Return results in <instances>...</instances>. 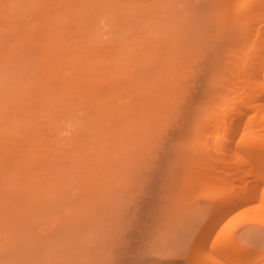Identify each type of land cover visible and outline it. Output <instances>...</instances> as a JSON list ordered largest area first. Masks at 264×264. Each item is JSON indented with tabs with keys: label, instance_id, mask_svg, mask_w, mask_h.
<instances>
[{
	"label": "rangeland",
	"instance_id": "obj_1",
	"mask_svg": "<svg viewBox=\"0 0 264 264\" xmlns=\"http://www.w3.org/2000/svg\"><path fill=\"white\" fill-rule=\"evenodd\" d=\"M95 1L0 0V264H185L217 202L205 184L217 176L202 184L195 170H214L211 152L184 162L173 154L206 149L209 133L197 131L212 110L205 101L235 71L247 34L228 14L234 0L228 12L220 0H110L101 10ZM253 13L246 22L264 30ZM39 82L55 96L71 86L79 99L44 100ZM245 216L231 210L210 242L236 227V239L264 251V233Z\"/></svg>",
	"mask_w": 264,
	"mask_h": 264
},
{
	"label": "bare ground",
	"instance_id": "obj_2",
	"mask_svg": "<svg viewBox=\"0 0 264 264\" xmlns=\"http://www.w3.org/2000/svg\"><path fill=\"white\" fill-rule=\"evenodd\" d=\"M92 1H94V0H92ZM96 1H98V0H96ZM225 1H228V0H220V2H219V0H217V2L221 3L223 10L225 9V7H227L229 5L228 3H230L229 1L228 2H225ZM99 2H97V4H96V6L99 5L98 9H100V8L106 9V8H110L112 6V1H110V0H107V1L106 0H101V1L99 0ZM233 2L228 7L233 8V12H235L236 16H235V14H233V15L230 14L232 11L231 8L228 9L229 12L227 11V9H225V10L228 12L229 15H231L232 20L235 19V20H233V21H235L234 23L231 21L232 24H237V22L239 21L238 24L241 23V24H239V26L242 25V29L243 30L246 29L247 32L245 31V33L249 34V36L246 34V36L243 37L245 39H242L244 42L241 40V42L239 41L240 43L238 42L239 44L237 43L238 45H237L236 50L234 52L235 55L233 53V56L235 58L234 61L237 58L239 60L237 59L238 61L237 60L235 61L236 63L237 62L238 63L236 65L235 71L231 74V77H229V79L225 78L226 82L224 81L225 82L224 84L218 82L217 85L218 84L219 85L217 87H214L215 89L212 88L213 85L210 87V89H211L210 91L214 90V91L210 92L211 97L212 96H214V97L211 98V100L208 99V101L210 100L209 101L211 103V104L209 103L210 105L207 103L208 102L207 100H206L207 102L205 101L206 104L204 103L205 104L204 108H205V110L212 108V110L210 109V111L205 114L206 118L203 117L204 121L201 124H199V126L197 127L198 133H202L204 131L205 132L207 131L209 133V135H207V138L203 141L204 142L203 144L205 145L206 149L203 148V150L201 151L200 150L201 148H200V149H198L199 151L198 150L192 151V152L190 151L189 154H187L186 152H183L182 154L178 153V152H174V154H173L174 157H179V158L182 157V159H183L182 162H184L185 158L187 160L188 156H189V158H194V157L197 158V157L202 156L203 152L206 154L207 153L209 154L211 152L209 154V156L211 155L210 160L212 159L213 162L216 161L217 163H219L218 161L220 160V163L222 162L221 165L226 164L222 167V169L220 171V172L223 171L222 173H225L224 175L226 177L223 176L221 179L219 177L220 175H217L218 173L215 174L216 173L215 165L216 166L220 165V163L219 164H216V162L213 163V165L215 164L214 170L212 169V167H208L211 165V164L208 165V163H206L207 165H205V166L203 165L205 168L202 165H200V166H202L201 167L202 170L200 169L201 171L198 170L200 168V166L197 164L199 168L197 167L198 169L196 168L195 170L198 173L194 170V172H196L197 175L199 176L200 181H201V178H203L202 181L207 180L206 178L209 175H211L212 173H213L212 175L218 177V178L215 177L217 180H219L218 182L216 180L214 182L210 177H209L210 181L209 180L205 181L206 185L211 184L213 186V188L215 190V194L213 197H214V200H217V202L212 205L211 211L208 214H206L204 216V218L202 219V221L199 223L197 232L193 235V237L190 241L189 249L186 252V263L185 264H264V251L258 250L259 247L256 248L253 245V243L251 244L249 242H242V240L240 241V238L236 239V237L234 235L235 234L234 229L236 227L235 228H228V229H225V228L221 229L218 233L216 232L217 234H215V236L212 238V240L210 242L211 234H212L213 230L217 227L220 220L227 213L231 212V210H233L234 208H239V213L245 214L246 215L245 218L247 216H249V218L247 217V219H246L247 223L250 224L251 226L253 225L254 227L258 226V229L262 230L261 232L264 233V195H262L261 197L258 196V186L261 183H262V185L264 184V30L262 27H260V28L254 27V24L252 26L251 25L252 23L250 24V23L246 22V20H245L246 19L245 15L249 12L253 13V11H251V10L253 8H255L257 11L254 9V13L250 14V15H253V17L255 19L252 18V16H250L251 17L250 19H253V21L256 20L255 21L256 24L259 21L264 22V0H242L239 3L234 2L235 4ZM223 3H224V5H223ZM118 5H117L116 9L119 8ZM92 7L93 6H91V7L89 6V9L87 7V10L88 11L90 10V11L88 12L87 10H85L84 12H86V13L91 12L92 13L91 16H94V12H93ZM255 11H256V13L257 12L258 13L255 14ZM254 14L256 15V17L254 16ZM91 16L86 17V20H87V18L90 19ZM233 16H234V18H233ZM242 16L244 18H242ZM237 18H238V21L236 20ZM257 19H258V21H257ZM85 21H82V23ZM89 21H91V20H89ZM88 22H86V23H88ZM87 25H89L90 27ZM92 25H90V22H89V24H86V26H84V27L91 28ZM227 25L228 24H225V26L228 28ZM243 26H244V28H243ZM245 26H247V27H245ZM248 26H250V27H248ZM233 27H234V25H233ZM236 27H234V28H236ZM251 27H254V28L251 29L252 31H249ZM263 27H264V24H263ZM229 29H231V26ZM236 29L238 30V28H236ZM236 29H234L232 31H236ZM89 31H92V30H89ZM238 31H242V30H238ZM166 33H167V29L163 28L162 35L163 34L165 35ZM245 33H243V34H245ZM61 40L63 42V39H61ZM58 41L60 42V39ZM240 45H241V47H240ZM54 46H56V45H54ZM54 46L51 48L52 51L55 50V49H53V48H55ZM49 52H50V50L46 51V53H49ZM54 52H56V51H54ZM236 55H237V57H235ZM44 56H46V55H44ZM238 64H239V66H238ZM50 76L53 79L54 75H50ZM50 76L47 78L51 79ZM47 81L48 80H46V82ZM68 81L69 80H67V82ZM62 82H63V80H62ZM64 82H66V80ZM39 83L41 85H43V88H40L39 90H40V92L43 93V94L41 93L40 95H42V97L45 96L44 100L48 98L47 100L50 102L51 101L54 102L53 100H55V103H58V105L61 104V105L65 106V105H67L65 100H67V99L70 100V98H67L68 96L70 97V95L71 96L73 95V99L78 98V97H76L77 95L74 96V94H77V93H75V91H73V87L71 88V86L67 83L66 84L69 85L70 87L64 86L65 85V83H64V85H62V86H64L62 88V91L59 92V93L63 94V95L60 94L61 96H59V94H57L56 96L53 94L54 92H53V90H51L52 87L49 88V86H48L49 83L47 86H46V83H45V85L42 84L41 82H39ZM215 86H216V83H215ZM162 88H165V87H162ZM39 90H38V92H39ZM165 90L166 89H164V91ZM95 94L93 93L92 95H95ZM81 97H80V100L83 99V97L82 98ZM208 97L210 98V95H208ZM71 99H72V97H71ZM73 99H72V102L67 100L69 103L70 102L72 103V104L68 103L69 105H67V106H71V105L76 104ZM212 99H214V101H216V102H214ZM56 100H58V101H56ZM62 102H64V103L62 104ZM214 105H216V106H214ZM250 110H251V113H252V110L254 111V113H252L251 115H247L249 117H248V119L246 117L245 118L246 122H244V116L248 112H250ZM248 114H250V113H248ZM258 115H259V117H258ZM195 117L196 118H193V120L191 119V121H193V122L197 121L196 120L197 115H195ZM191 121H189V122H191ZM191 124H193V123L191 122ZM187 148H189V146L186 147V149ZM235 148H238L239 152L241 151L242 153H244L245 157L247 156L249 158V160H246L247 161L246 165H244V166H246L245 173L243 172L244 171L243 170V171H241L242 174H239L238 171H240L241 169L240 170H236V169L241 167V165L243 163L242 159H247V157L244 158L242 156L243 154L238 153ZM184 149H185V146H184ZM189 150H194V148L189 149ZM227 153L231 159H233V157H235L237 154H238L237 156H240V154H241L242 159L241 158L237 159V156H236L237 161L241 160V163H240L241 165L237 164V161L236 162L233 161L235 158L232 161H231V159L229 160ZM234 153L235 154L237 153V154L235 155ZM246 153H247V155H246ZM224 154H226L225 157L223 156ZM212 155H213V157H212ZM231 155H232V157H231ZM190 156H192V157H190ZM222 157L223 158L228 157L226 159H228L232 165L234 164V166H236V168L233 166V170H232V167L230 166L231 164L229 163L230 164L229 165L228 163H226V160L223 159ZM198 160L200 161V159H198ZM223 161H225V162H223ZM229 161H227V162H229ZM186 164L187 163H185L184 165L187 169H189L188 167L193 165V164H191L189 166L188 164L187 165ZM184 165H183V167H184ZM197 165H194V167ZM221 165H220V167L218 166V168H219L218 170H220ZM194 167H191V168L194 169ZM186 168H185L186 173L185 172L184 173L186 174V176H187L186 179H187V178H189L188 175H190L191 173L187 175V173L190 171L187 172ZM229 168L231 170L227 171V169H229ZM234 168H235V170H234ZM193 169H191V170L193 171ZM225 171H227V172H225ZM232 171H235V173L233 174ZM236 171H237V174H239V175L236 174ZM228 172L232 173V174L230 173L231 174L230 177H229ZM222 173H221V175H222ZM192 174L196 175L193 172H192ZM246 174H248L247 175L248 177L250 175L252 178L254 177L253 185L248 186L249 185L248 184L249 179H247V177L246 178L244 177ZM201 176H203V177H201ZM205 176H206V178H205ZM192 177H191V179H192ZM196 179H194V181ZM192 180H190V182H194ZM234 180L237 182H240V183L242 182V184L237 183L238 184L237 185L234 183ZM202 181H201V183L204 184ZM196 182H194V183L198 185V183H196ZM185 183H187V182H185ZM228 184L231 185L230 188H229ZM188 185L189 184H186L185 186H188ZM203 186H205V185H203ZM188 187H190V186H188ZM196 188H195V190H197ZM205 189H207V188H205ZM247 200H258V202L255 205L251 204L250 206L243 207L242 206L243 203L246 202ZM240 206L242 207L241 209H240ZM235 214H236V212H235ZM238 216H239V214H238ZM254 227H252V228H254ZM252 246H254V248H252ZM142 260H144V259H142ZM142 260H141V263H144V261L142 262ZM139 263H140V261H139ZM151 264H154V263H151Z\"/></svg>",
	"mask_w": 264,
	"mask_h": 264
}]
</instances>
